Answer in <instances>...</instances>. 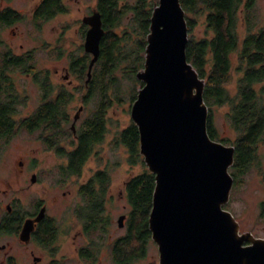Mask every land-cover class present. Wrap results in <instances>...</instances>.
<instances>
[{"label": "trees", "instance_id": "trees-1", "mask_svg": "<svg viewBox=\"0 0 264 264\" xmlns=\"http://www.w3.org/2000/svg\"><path fill=\"white\" fill-rule=\"evenodd\" d=\"M179 1L188 32L186 59L204 80L207 133L211 139L234 147V162L229 173L236 186L241 182V176L255 164L258 149L264 141V25L256 26L254 0ZM154 3L155 0L96 1L95 8L100 13L104 33L87 87L84 81L91 57L82 46L79 48L81 55L73 52L67 55L73 81L82 83L80 88L73 87L72 94L62 85H58L60 90L55 93L44 73L39 78L35 77L41 82L42 105L29 117L28 130L45 129L48 142L71 138L72 131L65 126L69 120L68 107L77 96L80 101L86 93L90 96V100L81 101L83 110L89 114L76 128L78 140L74 143L78 144L70 154L73 163L71 173L76 176L93 148L103 141L105 115L109 108L113 104L133 102L142 86L136 79V73L143 68ZM58 10L60 12V8ZM240 20L246 32L241 40L237 31ZM199 22L205 32L202 38L195 34ZM50 54L60 57L62 50L58 47ZM234 57L236 63L233 64ZM34 60V54L26 56V73L34 71ZM119 72L120 76L117 75ZM5 90L7 96L13 95L11 86L7 85ZM1 95L0 91V103L4 104H0V121L5 120L8 108ZM91 101L95 106L89 108ZM223 108L226 125L235 134L234 139L221 136L214 124L215 111ZM117 143L128 149L130 164H134L139 158V136L132 122L118 132ZM109 180L107 172L98 171L85 184L79 185L81 204L75 207L74 216L83 229L84 237L92 240L90 247L100 248L102 242L94 243L95 240L106 239L111 230L112 222L106 213ZM154 185V175L146 167L125 183L130 210L126 215L127 232L113 246L112 257L116 264H132L144 255L150 238L148 216ZM259 208L260 218H264V201ZM225 209L228 208L225 206ZM96 255V250L90 249L87 258L93 260Z\"/></svg>", "mask_w": 264, "mask_h": 264}, {"label": "water", "instance_id": "water-1", "mask_svg": "<svg viewBox=\"0 0 264 264\" xmlns=\"http://www.w3.org/2000/svg\"><path fill=\"white\" fill-rule=\"evenodd\" d=\"M83 21L89 26L83 44L91 55L89 80L104 29L98 12ZM187 41L180 1L156 0L143 68L136 73L142 86L130 118L138 131L139 154L154 175L148 230L159 264H264V239L239 234L238 223L224 208L233 186L229 168L235 150L207 133L204 80L186 59ZM124 218L119 216V227Z\"/></svg>", "mask_w": 264, "mask_h": 264}, {"label": "rangeland", "instance_id": "rangeland-1", "mask_svg": "<svg viewBox=\"0 0 264 264\" xmlns=\"http://www.w3.org/2000/svg\"><path fill=\"white\" fill-rule=\"evenodd\" d=\"M66 3L70 10L68 14L58 15L53 21V24L57 26L56 33L46 30V33L42 34V38L45 41H53V38L57 36L59 40L57 48H61L62 54L60 57H57L55 54H50L44 49L34 54V61L37 69H48V71H50L51 78L48 82L54 87L58 85H67L68 81L63 80V75H65L64 70L68 67L69 63L67 55L71 52L75 54L81 53L79 48L80 46L83 47L84 42L83 30L80 28L81 21L92 9H95L96 1L80 0L77 2V0H66ZM254 3L256 26L261 27L264 25V0H254ZM25 4L28 5V0H25ZM126 20H128V18H126ZM126 20H124V23L127 22ZM66 24H69L70 28H66L64 33L60 35V31H62V28H65ZM18 29L19 34L16 37L13 38L9 36L10 33L5 32L3 38L6 42L14 46L17 53L21 52L19 49L20 44L23 45L22 48L25 51L33 46L39 45V42L34 40L35 35H30L27 24H21ZM237 31L241 40L244 33H246L242 20H240ZM195 34L198 38L205 36L201 22L198 23ZM39 37L40 34L37 33L35 39ZM234 59L233 64L236 63V58L234 57ZM117 75L120 76V72L117 73ZM13 79L18 85L16 88L26 97L25 106L20 108V112L28 116L35 110L40 102L39 86H36L33 79L26 75H15ZM80 85H82V83L73 81V87H79ZM231 89L233 88L231 87ZM132 103L133 102H125L122 105L113 104V106L109 108L105 115L106 132L103 141L93 148L91 156L88 157L89 159L82 166L79 175H74L65 188H60V186L57 187L61 181L56 166L59 161L56 155L50 153L46 150V147H43L37 141V135L39 133H28L24 131L18 133L15 137L10 139L9 144L2 151L0 150L1 198H6L7 196L12 197L13 195L17 197L27 194L24 188L30 186V176L32 173H37L40 177V181L36 186L29 189L45 191V195L49 198L52 194L60 195L62 191L70 192V195L65 201L55 206L60 226L66 224V222L71 226V229L66 235L60 236V239H62L60 253L63 255L70 251L72 253V261L70 260L67 264H83L78 261L75 254V248L86 245V237L84 238L83 235L79 233L81 227L74 216L75 207L81 204L77 189L80 184H85L87 179L98 171L107 172L110 178L107 190L108 201L106 204V213L111 219L112 226L106 239L95 240L94 243L102 242L100 248L92 246L91 249H95L98 256L94 264H116L112 257L113 242L117 241L118 238L124 236L127 232V218L122 227L118 226L117 220L119 216L127 215L130 210V206L126 200L125 183L130 178L141 173L146 167L143 162V157L140 154L136 162L131 165L128 149L120 143H117L118 132L124 130L129 123L132 122L130 118ZM81 106V101L77 96L68 107L70 113V121L67 125L68 128L70 127L73 116ZM94 106L95 102L91 101L89 108ZM224 109L225 108L215 111L214 124L221 136L234 139L235 134L232 133L226 125ZM88 110L90 111V109ZM88 114L89 112L85 110L80 113L83 119H85ZM226 145L231 146V144ZM33 163L38 165L31 168ZM50 168L51 170L49 171ZM240 180L241 182L236 186H234L233 183L229 201L225 206L238 223L239 234L250 233L255 238L264 239V218H260L259 208L260 203L264 201V141L258 149V156L255 164L241 176ZM73 238H76L74 246H72ZM90 241L92 242V240ZM144 251V255L132 264H159L157 246L152 241L151 237L147 241Z\"/></svg>", "mask_w": 264, "mask_h": 264}, {"label": "flooded vegetation", "instance_id": "flooded-vegetation-1", "mask_svg": "<svg viewBox=\"0 0 264 264\" xmlns=\"http://www.w3.org/2000/svg\"><path fill=\"white\" fill-rule=\"evenodd\" d=\"M79 1L80 0H77V2ZM59 8L60 12H58ZM69 11L66 0H28V5L25 4V0H0V82L2 83V85H0V91L2 92L1 100L3 99L8 106L5 120L0 121V150L2 151L9 144L10 139L15 137L18 133H22L23 131L28 133H39L37 135V141L43 147H46V150L50 153L56 155L59 161L56 166L58 168L59 179L61 180H59L60 184H58L57 187L60 186V188H65L69 180L75 175L71 173V166L73 163L70 154L73 152L74 146L78 144L74 143V141L78 140L75 131L77 125L83 118L80 115L81 112L76 120H74L75 115L73 116L69 127L72 131L70 136L72 139L68 138L65 140L61 138L60 141L52 143L48 142L45 129L37 127L34 130H28L29 117L42 105L41 82L35 77L39 78V76H42V73H44V78L47 77L48 80L51 77L48 69L38 70L36 63H34L33 72L26 73L24 67L28 54H36V52L41 49L46 50L48 53H53L57 50L59 42L58 37L55 36L53 41H45L42 38V34L46 33V30L56 33L57 26L53 24V21L58 15L68 14ZM94 12H98L96 8L92 9L87 16L82 18L80 28L83 30V40H85V35L89 28L83 20L91 16ZM21 24L28 25L30 35L33 34V36L35 35L36 37L37 33L40 34L39 38L35 39L34 37V40L38 41L39 45L33 46L25 51L22 48L23 45L20 44L19 49L21 52L17 53L14 46L6 42L3 38L5 32L10 33L9 36L13 38L16 37L19 34L18 28ZM66 28L69 29L70 25L66 24L65 28H62V31H60V35L64 33ZM64 71L65 75H63V80L68 82L67 85L62 86L72 94L73 76L70 63H68V67L65 68ZM15 75H26L31 77L34 84L39 86L40 89V102L35 110L28 116L20 112V108L25 106L26 97L16 88L18 85L13 79ZM89 80H87V78L85 79V87L88 86ZM7 85L11 86V90L13 91V95L11 96H7V94L4 93ZM54 88L55 93H58L60 90H58L59 87L55 86ZM87 94L88 93L81 98V101L90 100V96ZM9 99H11V101ZM68 114L70 113L68 112ZM66 121L67 124H65V126L67 127L70 116L69 120L67 119ZM73 125L75 131L71 129ZM37 165L38 164L33 163L31 168ZM50 170L51 168L49 171ZM39 181L40 177L38 174L32 173L30 176V186L24 188L27 194L17 197L16 195L12 197L7 196L6 198L0 197V264H67L70 260L72 261L71 251L65 255L60 253L62 243L60 236L66 235L71 229V226L68 222L60 226L57 211H55V206L65 201L70 195V192L62 191L60 195L52 194L49 198L45 195V191L29 189L36 186ZM124 216L123 225L127 218L126 215ZM79 233L84 237L82 228ZM75 240L76 238L72 239V246H74ZM85 240L86 245L75 248V254L79 262L83 264H94L98 256L96 255L93 260L87 258L92 247H90V240L87 238H85ZM115 242H113V246Z\"/></svg>", "mask_w": 264, "mask_h": 264}]
</instances>
